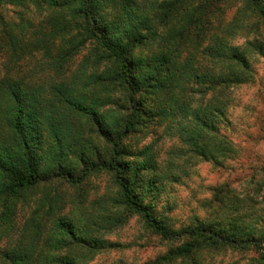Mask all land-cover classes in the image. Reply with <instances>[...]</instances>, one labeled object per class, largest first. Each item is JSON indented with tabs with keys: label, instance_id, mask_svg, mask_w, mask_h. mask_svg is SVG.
I'll return each instance as SVG.
<instances>
[{
	"label": "trees",
	"instance_id": "trees-1",
	"mask_svg": "<svg viewBox=\"0 0 264 264\" xmlns=\"http://www.w3.org/2000/svg\"><path fill=\"white\" fill-rule=\"evenodd\" d=\"M149 10L144 18L138 0H0V264H91L132 216L175 244L146 264H264V162L245 163L244 190L214 188L209 217L180 228L146 201L158 187L144 179L158 170L152 148L139 154L147 167L129 162L148 127L167 123L215 167L240 158L224 126L234 90L255 82L264 59V0ZM254 126L264 141V110ZM105 175L109 191L83 199Z\"/></svg>",
	"mask_w": 264,
	"mask_h": 264
},
{
	"label": "rangeland",
	"instance_id": "rangeland-1",
	"mask_svg": "<svg viewBox=\"0 0 264 264\" xmlns=\"http://www.w3.org/2000/svg\"><path fill=\"white\" fill-rule=\"evenodd\" d=\"M160 1L162 0H138L140 4H144V18L151 12L149 10L151 3ZM20 12L17 8L9 7L5 13L6 18L15 20ZM32 15L34 23H38L40 17L37 10L34 9L27 17ZM163 33L160 32L162 35ZM85 53L75 60L71 73L77 70ZM140 53L146 55L147 51L139 50L137 56ZM254 66L256 80L251 85L234 90L233 103L226 122L227 127L224 126L225 134L242 148L243 153L236 162H226V166L219 168L195 156L177 139L174 133L176 129L171 123L163 126H149L146 130L147 135L142 138V141L139 144L132 143L136 151L129 162L135 168L148 166L149 159L146 160V158L149 155L140 157L139 154L147 147L152 148L158 170L153 173L148 167L144 171V179L148 181L146 185L149 182H156L158 187L145 196L146 201L156 203L159 217L168 219L176 228L191 225L198 219L208 218L211 210L207 206L213 198L211 190L230 183L239 192L243 191L244 178L249 173L243 171L245 163L253 162L257 165L264 162V141L259 139V128L254 126L264 110V59L256 60ZM88 69L90 74L92 70ZM92 91L96 90L92 88ZM227 166H234V168L230 171L224 168ZM110 185L107 175L93 178L83 187L84 190H81L83 199L89 202L95 200L98 195L106 194ZM70 192H73L75 196L78 195L77 191ZM142 192L146 193L145 190ZM105 237L112 247L97 255L91 264H146L175 246L153 235L135 216L130 217L126 225ZM228 256L222 264H232L236 261L235 257Z\"/></svg>",
	"mask_w": 264,
	"mask_h": 264
}]
</instances>
